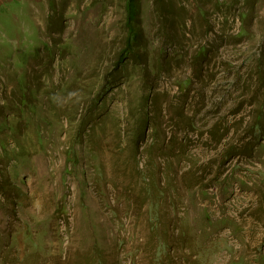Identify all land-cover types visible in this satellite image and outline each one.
I'll return each mask as SVG.
<instances>
[{
	"label": "rangeland",
	"instance_id": "obj_1",
	"mask_svg": "<svg viewBox=\"0 0 264 264\" xmlns=\"http://www.w3.org/2000/svg\"><path fill=\"white\" fill-rule=\"evenodd\" d=\"M122 1L0 6V264H264V146L227 157L264 111V0L186 8L175 46L152 22L158 67L108 87Z\"/></svg>",
	"mask_w": 264,
	"mask_h": 264
},
{
	"label": "trees",
	"instance_id": "obj_2",
	"mask_svg": "<svg viewBox=\"0 0 264 264\" xmlns=\"http://www.w3.org/2000/svg\"><path fill=\"white\" fill-rule=\"evenodd\" d=\"M122 2V18L119 23L121 36H123V38L121 48H118L115 53L116 61L114 67H112L110 73H107L111 78L108 87L113 83L117 84L120 81L121 76L127 72V69L124 68L126 62H129L133 66L137 65L140 68L143 77L146 76L149 67L150 69L158 67L157 64H159V62L157 59L164 58L165 51H163L162 48L166 47V45L164 43L158 44L155 51L151 52L152 57L150 56L149 45L155 42V38H153V33H151L150 29V24L152 22H154V26L159 25L158 32L161 28L160 34L165 33L166 44L175 46L176 44L180 45L181 43L177 42V32L174 30L171 31V29L174 27V23H178V25L183 26L180 27L182 28L180 31L182 32L181 36L183 38L186 37V24L190 20V17L188 16L189 12H187L188 10L186 11V8L192 7V9L196 10V13H198L203 20H207L205 17L207 11L206 0H123ZM214 4L218 7H222L223 1L216 0ZM182 12L187 14L185 18L180 17V13ZM177 18L182 19V22H179ZM164 28H166V32L162 30ZM176 28L178 29V26ZM209 32L214 33V29L211 27ZM161 38L163 37L161 36ZM159 41L160 40H158V42ZM207 55L208 51L205 46H199L194 50L193 58L198 64L200 76H204V61L207 58ZM261 80L264 81V76H262ZM190 84L191 80H188L185 88H188L189 90ZM101 88H107L105 87V83L102 84ZM263 88L264 82L259 84L257 90H262ZM183 108L184 107L182 106L181 110H183ZM8 112H10L9 106L5 103H0V117H5L9 114ZM258 113L260 112L256 113V122L251 125V140L243 142L242 140H244L245 137L237 139L236 143H240V145L232 147V152H228L227 157L234 158L235 156L242 155L246 158H251L253 155V149L257 145L259 147L264 146L261 144V141H259L264 137V124L262 122L264 119L263 109H261L260 115ZM180 123L187 124V126L192 125L189 121H181ZM135 135L137 138H135L136 148H138L145 140V129L137 131ZM223 136L224 135L220 137V140L224 138ZM220 174L222 175V172L219 173V176ZM235 174L238 173L236 172ZM223 181L226 183V179ZM239 181L240 179L230 177L228 181V191L226 192L227 197L221 199L222 202L229 203L233 199L236 190L239 189ZM226 226L227 225H224L222 228L227 229L228 226ZM159 247H162V245H159Z\"/></svg>",
	"mask_w": 264,
	"mask_h": 264
},
{
	"label": "crops",
	"instance_id": "obj_3",
	"mask_svg": "<svg viewBox=\"0 0 264 264\" xmlns=\"http://www.w3.org/2000/svg\"><path fill=\"white\" fill-rule=\"evenodd\" d=\"M13 2V0H0V6L4 3Z\"/></svg>",
	"mask_w": 264,
	"mask_h": 264
}]
</instances>
